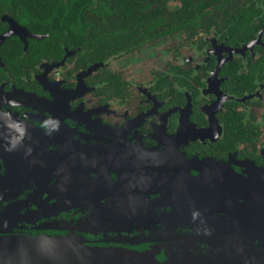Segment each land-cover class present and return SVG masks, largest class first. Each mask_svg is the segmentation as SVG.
I'll list each match as a JSON object with an SVG mask.
<instances>
[{"label": "flooded vegetation", "instance_id": "flooded-vegetation-1", "mask_svg": "<svg viewBox=\"0 0 264 264\" xmlns=\"http://www.w3.org/2000/svg\"><path fill=\"white\" fill-rule=\"evenodd\" d=\"M41 1L0 0L1 229L105 211L88 227L145 248L151 231L118 214L156 207L148 182L168 165L257 168L264 181V0H188L193 14L184 0ZM239 201L219 200L225 222L210 227L264 228V197ZM195 234L176 227L160 258L221 250Z\"/></svg>", "mask_w": 264, "mask_h": 264}, {"label": "water", "instance_id": "water-1", "mask_svg": "<svg viewBox=\"0 0 264 264\" xmlns=\"http://www.w3.org/2000/svg\"><path fill=\"white\" fill-rule=\"evenodd\" d=\"M175 165L163 168L164 173L158 180L150 179L148 182L150 192L155 195L156 207L147 212L118 214L127 221L132 215L135 222L151 231L143 241L148 243L145 248L116 246L111 243L113 239L108 242L105 238L109 233L102 230L105 228L88 227L89 224L100 225V217L109 215L100 211L90 214L84 221L43 223L30 231L14 229L13 226L0 228V264H264V245L254 243L262 241L264 228L210 227L213 223L225 222L213 217L219 214V200H240L233 206L244 208L242 201L264 197L259 194L264 193V181L259 179L262 176L260 169L254 168L250 174H245L232 165L195 160L191 161V166L187 161L182 162L175 175H170ZM62 203L65 204L64 200ZM194 213L197 214V219H194L197 226L187 219V214ZM163 225L165 230L158 229ZM186 225L197 231L192 237L198 242H212L221 250L195 254L191 258L175 255L168 260L161 259L160 255L169 247L164 243L170 241L176 227ZM116 231L121 233L122 230ZM88 232L104 233V236L99 240L89 239L85 236Z\"/></svg>", "mask_w": 264, "mask_h": 264}, {"label": "trees", "instance_id": "trees-1", "mask_svg": "<svg viewBox=\"0 0 264 264\" xmlns=\"http://www.w3.org/2000/svg\"><path fill=\"white\" fill-rule=\"evenodd\" d=\"M81 0H73V4L74 6L77 4V3H80ZM89 2L93 1V0H88ZM105 2L106 1H109V0H104ZM59 2V0H52V2L48 1V0H42L41 1V4L43 5V8L44 9H51L53 7H56V4ZM184 3H185V11L186 13L188 14H193L194 13V6L189 4L188 0H184ZM120 7L123 9V10H129L130 13H132V11L135 10V8L137 7L133 2H127V4H123L121 3L120 4Z\"/></svg>", "mask_w": 264, "mask_h": 264}]
</instances>
